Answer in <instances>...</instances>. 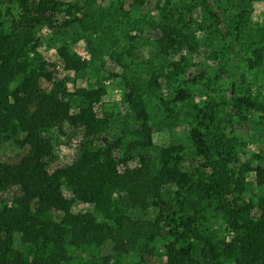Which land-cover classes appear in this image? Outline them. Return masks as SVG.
Here are the masks:
<instances>
[{
  "label": "trees",
  "instance_id": "16d2710c",
  "mask_svg": "<svg viewBox=\"0 0 264 264\" xmlns=\"http://www.w3.org/2000/svg\"><path fill=\"white\" fill-rule=\"evenodd\" d=\"M184 1L187 16L193 8L201 10L207 29L222 39V54L234 66L232 61L243 56L241 36L246 33L244 21L252 12V0ZM144 2L129 0V7L141 12ZM18 3V25L27 31L51 24L58 5L56 0ZM91 3V14L105 13L98 19L105 24L101 36L116 28L115 17L130 13L121 0H111L105 10L99 8L98 0ZM1 17L0 11V132L10 126L34 132L35 142L20 161H0V264H65L88 252L99 255V264H152L151 259L160 256L164 258L161 264H264V208L258 217L253 216L255 204L244 197L246 183L235 178V145L218 120L220 104L209 101L197 108V122L191 129L196 146L193 170H179L184 158L180 145L153 155L139 154L137 165L118 169L121 160L127 164L130 159L124 155L119 162L114 156L121 141L102 135L101 126L89 120L87 109L69 113V106L55 90L41 89L26 60L29 41L8 34ZM217 55L211 52L214 59ZM239 77L228 89L230 105L238 111L253 109L256 105L251 97L238 94ZM136 95L135 89L129 94L133 101ZM189 97L188 89H180L177 101ZM141 101L136 102V118L145 120L148 116ZM68 123L74 126L72 135L84 130L82 150L63 173L51 174L58 132L64 133ZM147 145L152 146L151 140ZM255 171L264 194V167ZM165 175L177 181L175 188H165ZM62 179L77 198L85 193L102 194L112 186L116 197L104 201L105 218L64 208ZM11 191L14 196L1 199ZM218 223H227L228 234L221 241Z\"/></svg>",
  "mask_w": 264,
  "mask_h": 264
},
{
  "label": "rangeland",
  "instance_id": "374dc122",
  "mask_svg": "<svg viewBox=\"0 0 264 264\" xmlns=\"http://www.w3.org/2000/svg\"><path fill=\"white\" fill-rule=\"evenodd\" d=\"M92 1L56 0L57 10L51 24L27 31L18 25L21 21L18 0H0L6 32L29 41L26 60L41 89L55 90L69 106V113L87 109L89 120L101 126L102 135L121 141L122 146L115 150L114 156L119 162L124 155L125 158L130 155V159L127 164L121 160L118 169L137 165L139 154L153 155L180 145L184 158L179 170H193L196 146L191 129L197 122V108H203L209 101L217 102L218 120L235 145V178L245 181L244 197L254 202L253 216L258 217L264 208V194L256 183L255 171L264 167V0H252V12L244 21L246 33L241 36L243 56L232 61L234 66L222 54V39L207 29L201 10L193 8L187 16L184 0L164 3L142 0L144 6L137 13L130 9L129 0H121L130 13L115 17L116 28L102 36L100 29L105 24L98 19L105 13L91 14ZM110 1L98 0L99 8L108 9ZM93 21L98 25H93ZM216 51L214 59L211 52ZM238 75V94L245 92L251 97L256 105L253 109L238 111L230 105L228 89ZM134 89L138 98L133 101L129 94ZM180 89H188L190 97L177 101ZM137 101H141L147 113L145 120L136 118ZM73 128L68 123L64 133L58 132L57 157L49 169L51 174L63 173L82 150L84 130L72 135ZM150 140L152 146L147 145ZM34 142V132L17 131L11 126L8 131L2 130L0 161H20ZM168 177H164L165 188H175L177 181ZM62 180L60 201L64 208L74 214L92 213L99 220L105 218L104 201L116 197L112 186L102 194L85 193L77 198ZM14 195L11 191L1 199L7 201ZM226 229L227 223L217 224L220 241L226 238ZM160 257L151 259L152 264H161L164 258ZM98 259L99 255L88 252L65 264H99Z\"/></svg>",
  "mask_w": 264,
  "mask_h": 264
}]
</instances>
